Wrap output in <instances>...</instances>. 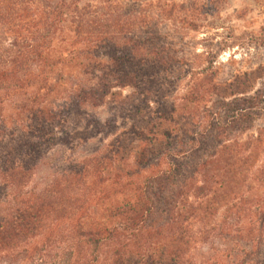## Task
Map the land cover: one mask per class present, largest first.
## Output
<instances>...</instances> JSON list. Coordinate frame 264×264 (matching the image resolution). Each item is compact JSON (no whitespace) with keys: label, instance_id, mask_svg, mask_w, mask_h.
I'll list each match as a JSON object with an SVG mask.
<instances>
[{"label":"trees","instance_id":"1","mask_svg":"<svg viewBox=\"0 0 264 264\" xmlns=\"http://www.w3.org/2000/svg\"><path fill=\"white\" fill-rule=\"evenodd\" d=\"M223 2L0 0V264H264V129L241 138L264 93L203 77L170 100L173 33ZM126 87L107 129L92 111ZM100 134L98 156L49 167Z\"/></svg>","mask_w":264,"mask_h":264},{"label":"rangeland","instance_id":"2","mask_svg":"<svg viewBox=\"0 0 264 264\" xmlns=\"http://www.w3.org/2000/svg\"><path fill=\"white\" fill-rule=\"evenodd\" d=\"M206 24L205 28L197 32H182L183 38L172 32L169 23L164 22L160 27L164 32L174 34L179 55L185 62L180 71L181 80L171 94L173 96L170 98L171 102L179 103L180 97L187 93L188 86L195 78L203 77L207 78L210 87H215V90L216 86L218 89H227L226 100L240 98L244 94L254 96L260 92L264 93V0H224L220 10L208 16ZM186 69H189V72L185 74ZM215 90L207 96V101L200 102L198 107L214 108V102L218 98ZM129 93L130 89L127 87L116 88L105 99L103 106L92 111L100 118L102 124L106 123L107 129L112 127L109 120L111 118L117 119H115L117 127L121 126L125 114L121 100ZM225 116L223 113V118H229L227 114ZM200 120L201 118L197 124L201 132L209 122ZM251 120L241 122L246 130L241 135L242 139L264 129V112L257 116L252 115ZM126 124L127 129L129 123ZM80 130L81 128H76V131H79L77 134L82 133ZM76 140L72 148L69 147L71 149L61 147L55 150L49 167L58 163L56 166L58 168L64 160H83L98 156L113 140V136L110 134L105 137L100 134L87 142ZM42 172H45L44 169ZM39 176L41 172L36 178L37 181L40 180Z\"/></svg>","mask_w":264,"mask_h":264}]
</instances>
